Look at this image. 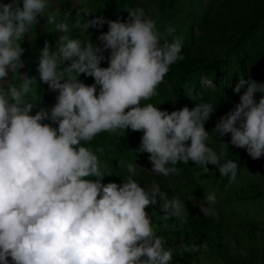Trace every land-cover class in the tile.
I'll return each instance as SVG.
<instances>
[{
	"label": "clouds",
	"instance_id": "1",
	"mask_svg": "<svg viewBox=\"0 0 264 264\" xmlns=\"http://www.w3.org/2000/svg\"><path fill=\"white\" fill-rule=\"evenodd\" d=\"M51 7V0L0 3V264H171L174 249L166 248L146 209L162 201L164 221L183 220L184 203L158 188L141 187L131 163L127 170L133 175L122 185L103 183L112 173L101 163L103 149L94 150L91 142L102 132L142 131L137 151L150 154L153 172L179 175L177 165L189 161L208 172L212 164L230 185L239 165L230 159L221 163L223 149L218 154L209 146L205 129L214 105L199 101L194 108L169 113L144 103L185 57L181 39L168 42L175 27L169 24L161 32L155 19L135 8L126 22L108 21L109 30L99 37L111 50L108 67L100 66L105 57L90 41L62 36L56 50L45 44L39 80L59 94L50 111L40 108L33 115L39 98L36 77L20 75L17 83L9 75L25 66L21 41L39 18L46 15L56 23L58 13ZM97 22L103 21L92 23ZM56 28L68 32L65 22ZM67 61L70 65L62 67ZM80 74L95 83L86 85ZM246 84L240 103L214 130L230 133L232 145L259 159L264 156V97L257 102L254 96L264 93V84L241 76L234 91ZM204 199L209 205L217 202L215 192ZM202 211L209 215L207 208ZM197 251L198 246L184 245L181 254Z\"/></svg>",
	"mask_w": 264,
	"mask_h": 264
},
{
	"label": "trees",
	"instance_id": "2",
	"mask_svg": "<svg viewBox=\"0 0 264 264\" xmlns=\"http://www.w3.org/2000/svg\"><path fill=\"white\" fill-rule=\"evenodd\" d=\"M8 2L0 0V3ZM51 6L58 13L56 23H67L68 32L58 31L56 23H49L46 15L39 18L40 23L21 41L25 48L21 59L25 66L19 70L20 73L9 75V79L14 76L17 83L20 75L36 77L39 98L32 114L40 108L50 111L59 94L39 80V56L46 43L56 50L62 36L90 41L101 49L105 57L100 66L108 67L111 50H106L104 42L99 39L109 30L108 21L126 22L129 11L143 8L157 21L161 32L171 24L176 31L167 38L168 42L181 39V55L185 58L170 67L157 88L158 94L144 103H153L169 113L185 106L194 108L199 101L213 103L216 111L205 122V129L210 133L209 146L218 154L223 149L221 163L229 159L238 163L236 180L242 183L232 195L226 196L228 204L233 205L226 207V212H231L228 223L223 210L227 205L225 199L214 205L207 204L204 199L208 194L205 183L216 180L221 190L232 184L229 185L228 177L221 175L217 165L209 164V171L204 172L202 167L189 161L188 164L181 162L177 165L181 169L179 175L165 177L155 172L153 179H147L145 190L158 188L167 193L169 199L179 198L185 205V214L183 220L172 217L167 221L161 219L156 224L153 220L154 227L158 235L166 238V248L174 249L171 264H194L202 256L210 257L212 264H264V156L253 159L246 149L231 144L230 133L221 136L214 130L220 119L240 103V97L248 86L246 84L239 93L234 91L241 76L246 81L264 84V0H51ZM204 44L209 45L213 52L205 53ZM70 63L67 61L62 67ZM80 80L89 86L95 83L94 77L86 74H80ZM190 95L197 96V100ZM262 97L264 93L261 92L254 96L257 102ZM44 123L58 127L57 123L49 120ZM142 136V131L131 129L122 135L102 132L91 142L94 150L103 149L98 155L101 163L107 165L112 173L104 178L103 183L122 185L129 175H133L127 170L129 163L135 166L133 178L136 180L142 160L153 167L150 154L137 151ZM188 143L190 145V141ZM140 172L143 174V170ZM161 204L162 201L155 206L153 213L156 217H163ZM202 208H207L209 215H204ZM212 211H215V216L211 215ZM229 230L236 241L233 252L228 245ZM184 245L198 246L199 251L181 254Z\"/></svg>",
	"mask_w": 264,
	"mask_h": 264
},
{
	"label": "rangeland",
	"instance_id": "3",
	"mask_svg": "<svg viewBox=\"0 0 264 264\" xmlns=\"http://www.w3.org/2000/svg\"><path fill=\"white\" fill-rule=\"evenodd\" d=\"M51 10L52 11H54L53 10V8L51 7ZM104 29H106V26H104ZM202 41V39L200 40V42ZM203 47L205 48V53L206 52H209V51H211V52H213V50H212V48L209 46V45H206V44H204L203 45ZM215 51H216V49H215ZM206 82V84L207 85H209V86H213V84H211L209 81H205ZM142 160V159H141ZM140 165H141V168L139 167V170H138V172H136L137 174H139L138 176H136V177H138V180L137 181H139V183H140V185H141V187H143V188H145V185H146V183H147V179L149 178V179H153V174H155V172H153L152 171V168H151V166H149V165H147L146 163H145V161H141L140 162ZM138 167H136V169H137ZM141 170H143V174L140 172ZM242 183V181L241 180H236L235 182H233L231 185H230V187H227L226 189H223V190H221V189H218L219 188V183L215 180V181H212V182H207V183H205V189H206V191L209 193V192H215V194H216V199H217V203H221L222 202V200H224L225 199V203L228 205H225L224 206V208H223V210H224V213L226 214V218H227V222L228 223H230V221H229V216H228V214L229 213H231V212H229V210L226 212V207H231V206H233V205H229L228 204V198H226V196L227 195H232L233 193H234V191L237 189V187L240 185ZM157 206V205H156ZM159 206V205H158ZM240 206V205H239ZM238 206V207H239ZM154 210H155V206H150V207H148L147 209H146V211H148L151 215H152V218H153V220H154V224H156L158 221H160L161 219H163L162 218V216H160V215H157V217H156V215H154ZM227 223V224H228ZM240 237L238 236V239H239ZM227 239H228V245H229V247H230V249H231V251L233 252V249H234V246H236V241H235V239L233 238V234H232V232H230V230L227 232ZM205 251L207 252V249L205 248ZM194 264H212V260H211V258L209 257H207V256H202V258H200L199 260H197Z\"/></svg>",
	"mask_w": 264,
	"mask_h": 264
}]
</instances>
